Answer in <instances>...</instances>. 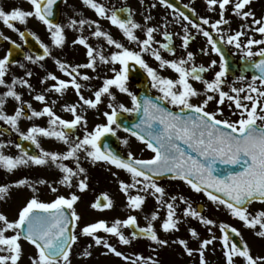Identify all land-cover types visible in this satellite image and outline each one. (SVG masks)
Returning a JSON list of instances; mask_svg holds the SVG:
<instances>
[{
	"label": "snow or ice",
	"instance_id": "1",
	"mask_svg": "<svg viewBox=\"0 0 264 264\" xmlns=\"http://www.w3.org/2000/svg\"><path fill=\"white\" fill-rule=\"evenodd\" d=\"M28 2L32 10L16 7L6 11L0 6V22L18 32L23 44H28V37H31L43 50L42 54H37L39 50L33 54L25 53L27 62L44 69L42 62L52 58L68 79L45 69L46 75L40 84L44 85L49 80L54 83L42 92H36L29 79L33 72L15 59V50L21 49L22 45L0 32V38L12 45L0 57V86L6 89L0 93V122L8 126L7 130L17 133L19 140L29 142L38 150L30 154L24 145L16 142L14 147L20 154L13 156L4 151L12 142H0V169L11 174L20 168L54 167L61 174L56 183L68 189L69 193L61 194L59 187L46 179L31 181L23 178L15 181L14 185L0 186V200L6 199L12 187H26L31 191L30 198L18 209L16 219L10 220L0 212V264H21L25 254L22 241L34 248V254L29 256L30 264H73L75 247L82 248L81 258H90L93 248H102L106 250L103 255L112 254L127 264H159L155 256L125 255L110 242L113 238L124 246L146 239L153 252L170 243L178 244L187 256L198 254L199 264H208L206 252L209 246H213L211 251L214 253V245L218 242L224 264H237V258H242L243 264H264V256H253L239 229L204 215L184 195H169L160 183L164 179L182 181L194 193H203L217 209H226L232 218L253 230L256 237L264 239V208L255 213L249 210L254 202L264 205V38L255 39L251 35L258 33L264 37V16L257 18L252 10L253 0H205L210 12H215L218 6L219 18L212 21L200 16L199 22L191 18L198 15L194 7L190 9V17L170 0H157L151 8L159 5L171 10L172 19L165 17L162 24L153 26H149L153 19L150 14L143 16L141 23L134 19L130 7L109 8L97 0H82L83 5L94 10L98 17L115 26L134 48L125 46L108 31L102 30L98 20L69 19L66 25L61 24L54 18L58 0ZM229 6L232 16L246 22L239 26V30H233L232 21L226 18ZM184 8L188 9L189 5L184 4ZM29 18H35L46 26L52 47L34 32L15 27L14 22L26 25ZM170 23L179 25L180 31L167 30ZM86 26L92 29L90 36L83 34ZM66 28L79 33L72 40V45L83 46L86 62L73 65L53 56V49L63 50L66 46ZM137 31L143 32V39L136 34ZM157 34H162L164 42L156 39ZM200 35L205 38L200 54L217 57L206 65L197 64L196 54L189 50ZM90 37L98 41L102 39L113 50L106 53L99 43L94 47L89 43ZM174 37L180 40L179 48L185 55L177 57ZM242 37L247 39L242 40ZM224 46L234 48L245 62V68L231 83V65ZM162 52L176 58L167 59ZM145 56L158 62L159 70L150 66ZM13 64L25 69L24 77L11 75ZM136 65L146 73L148 91L155 90V95H138L130 90L129 73ZM101 66H106L112 75H102ZM83 69L91 70L95 75L90 76L82 72ZM168 69L176 74V78L161 74ZM246 69L254 70L250 81L246 79ZM209 72L212 73L210 79L206 78ZM10 75L9 83L6 77ZM93 79L102 80V85L93 91L94 98L85 97L82 89L86 86L89 90L92 88L90 83L86 85L80 81L91 82ZM193 82L201 83L203 89H197ZM238 82L240 86H235ZM17 86L26 88L30 95L35 92L33 99L43 107L37 110L32 103L25 101ZM225 86L228 91L224 90ZM70 88L74 90L77 101L61 105V110L71 115V119H65L57 114L55 105ZM113 89L130 98L131 106L118 103ZM47 93H54L57 98L49 102ZM9 99L18 105L11 114L5 111ZM105 99L107 110L99 113ZM212 103L216 105L214 109H210ZM225 104L228 116L221 107ZM88 110H96L106 122L96 123L89 130ZM128 116L132 119L128 120ZM231 116H237V119L233 120ZM44 117L47 118L46 126L33 123L27 130L20 127L22 119L35 121ZM81 129L82 136L78 134ZM118 130L135 138L152 155L138 158L132 151H128L126 156L113 151L105 141L110 136H117ZM5 132L6 129L0 128V136ZM42 139L59 142L66 146V150H46L42 147ZM121 143L129 145V139L125 138ZM66 161L74 163V167ZM83 161L90 165H107L109 170L114 167L129 175L130 182H126L118 178V172L111 173L118 178L119 191L124 195L125 206L130 213L143 211L148 198L152 197L159 209L165 210L160 223V230L164 233L180 231L181 223L190 218L205 227L208 237H202L196 228L189 226V236L198 245L196 248L190 247L188 239L169 241L161 238L155 226L160 219L159 209L144 217L146 226L143 227L134 214H128L124 219L116 218L111 223L100 219L82 225L83 217L77 208L82 197L78 193L83 194L90 189L89 170L83 166ZM39 185H47L54 198L49 201L41 199ZM177 202L185 205L183 219L177 214ZM114 206L107 193L90 204L92 209L99 211L112 210ZM217 228L219 236L214 231ZM101 232L105 235H100Z\"/></svg>",
	"mask_w": 264,
	"mask_h": 264
},
{
	"label": "rangeland",
	"instance_id": "2",
	"mask_svg": "<svg viewBox=\"0 0 264 264\" xmlns=\"http://www.w3.org/2000/svg\"><path fill=\"white\" fill-rule=\"evenodd\" d=\"M0 6H3L6 11H10L16 7L21 8L22 10H32L31 5L28 2V0H0ZM252 10L256 13L257 18L264 16V0H253L252 4ZM217 13L219 11L218 6L216 9ZM88 12L87 6L83 5L82 0H67L66 3H62L60 8V18L59 21L61 24H67L69 19H76L79 20L81 18H84L85 13ZM226 18L230 19L232 21V28L235 30H239V26L243 23H246L244 21H241L239 18L232 16L231 13V7L229 6L228 11L226 13ZM250 22V21H249ZM15 27L20 29H26L28 31L34 32L36 35H38L41 40L48 44L49 47L51 46L50 43V37L49 34L46 31V26L43 25L42 22L38 21L35 18H29L26 25H21L19 22H14ZM67 29V28H66ZM0 32L3 33V35H6L10 37L11 40H15L17 43L21 44V40L19 38L18 32L13 31L11 29H8L6 26L3 25L2 22H0ZM255 39H261V35L251 34ZM67 39L69 38L68 32L66 31ZM247 37H242V40H246ZM5 41V40H4ZM8 43L9 41H5ZM6 51V45H0V57H2L5 54ZM51 59V58H50ZM26 62L25 59L21 60L20 63ZM13 70L18 69V64L11 67ZM12 69L10 70L11 75ZM11 75L9 77H6L7 79H11ZM24 75V74H23ZM17 77L20 76V74L16 75ZM25 76V75H24ZM22 76V77H24ZM102 81V80H101ZM100 81V82H101ZM30 82L32 83L33 87L35 88L36 92H42L46 87L51 85L53 81H49L44 85H41L39 82V79H30ZM96 79H93L90 83L93 87V90L88 92L85 97L88 98H94L93 97V91L95 89H98L101 84ZM6 91V89L3 86H0V93H3ZM17 91L21 92L23 94V99L25 101H28L32 103L33 107L37 110H40L43 105L33 99V96L35 95V92L31 95L29 94L28 90L25 91L23 87L17 86ZM113 91L117 95V102L118 103H125L127 106L130 105V98H128L125 94H120L118 91L113 89ZM49 102L57 98L54 93H47ZM77 97L75 95V92L71 89H69L64 97L59 98V102L55 105V109L58 107H61L63 103H72L76 102ZM107 100L105 99L104 105H106ZM17 102L9 99L5 111L9 114L13 113L15 107H17ZM103 104L99 107L102 108ZM107 110V109H105ZM104 110V111H105ZM99 113H102L99 111ZM96 110H88V120L89 125L91 128L96 123H103L106 122L104 117L100 115ZM68 115V114H67ZM62 116L65 119H71V116ZM228 110L225 114V116H228ZM231 119L235 120L237 119V116H231ZM47 118H40L35 121H28L26 119H22L20 122V127L22 130H27L28 127L32 126L33 123L41 126L46 125ZM0 125L7 126L3 124V122H0ZM8 127V126H7ZM12 132V131H11ZM13 136L7 137V136H0V142L7 143L8 141H11L12 144L9 145L6 149H4L5 154L9 155H19L18 149L14 147V139L16 136H18L17 133L12 132ZM122 140L127 138L129 139V145H124L121 143L122 147V153L126 156L128 151H132L134 155L138 158L141 157H148L151 153L150 151L146 150L144 148V145H142L139 141L135 140L134 138H128L125 135H121ZM42 147L46 150H58V151H64L66 150V146L60 144L59 142H56L54 140L50 139H42L41 140ZM38 151V150H37ZM65 163H68L70 167H74V163L66 161ZM83 166L88 168L89 170V177H90V189L79 195H81L82 200L78 203V212L81 213L83 220L81 224L84 223H90L95 222L100 219H104L111 223L114 219L120 218L124 219L128 214H134L138 217V222L140 226H146V220L145 216L150 214L153 211H156L159 209V206L156 204L155 200L152 197H149L143 211H137L132 212L126 208V199L124 195L119 191L117 179H123L126 182H130V177L127 173L123 172L122 170H117L114 167L109 170V166L104 164L99 165H90L87 161H83ZM112 172H118V178L112 176ZM61 174L58 170L53 168H41L33 166L31 168H20L13 173L9 174L5 170L0 169V186L5 184H12L14 185L15 181L23 178H28L31 181H36L38 179H46L49 183L54 184L55 186L59 187V191L61 194L68 195L69 190L59 186L56 182L60 178ZM162 186H165L167 189V192L169 195H184L185 198L192 201L194 206L197 207V204L202 205L201 212L210 217L215 219L217 222H227L232 226H235L237 229H239L242 233L243 239L249 244L251 252L253 256H264V239L258 238L254 235L253 230L247 229L243 226L242 222L238 221L235 218H232L228 211L226 209H223L222 207L220 209H217L215 205L211 204L210 201L207 200L206 196L203 194H197L190 190V188L185 185L182 181H170V180H162L160 181ZM40 188V198L49 201L54 198V194L51 193L50 189L47 187V185H39ZM75 190V189H73ZM107 193L114 201V208L112 210H94L90 207V204L94 202L95 197L97 194H103ZM31 191L30 189L26 187L16 188L12 187L10 188V192L6 199L0 200V212L6 214L10 220H14L17 218V212L18 209L24 204V202L30 198ZM177 208V214L178 216L182 217V211L185 205L179 204ZM264 208V205H262L259 202H254L250 206V211L255 213V211L260 210ZM159 216L160 219L155 222L156 229L158 231V234L161 236V238L168 239L169 241L173 239L178 238H184L188 239L190 243V247L196 248L198 245L193 242V239L190 238L188 228L189 226L194 227L198 230L200 235L204 238L208 237V233L203 225H201L198 221L187 219L185 222L181 223L180 225V231L167 234L164 233L162 230H160V223L165 217V210L159 209ZM217 236L220 235L218 228L214 229ZM100 235H105L104 233H99ZM125 234H128V231L125 230ZM111 243L117 245L118 250L122 251L125 255H129L131 257H134L135 255H143V256H155L159 264H199V256L194 255L193 257L187 256L183 248L178 244H169L167 247L158 248L156 252H153L150 247V242L146 239H140L137 242H134L130 246H124L119 245L116 239H112L110 241ZM24 247V256L22 258L21 264H30L29 256L34 254V248L27 244L26 242H23ZM213 246H209V250L206 252L205 258L208 261V264H224V258L222 256V252L220 251V244L217 242L214 247L216 251L213 253L211 251ZM82 251L81 247H75L73 252V264H127L124 260L121 258H117L112 254L103 255L102 252L106 251L102 248H93L92 252L93 255L90 258H81L80 253ZM237 264H243L242 258H237Z\"/></svg>",
	"mask_w": 264,
	"mask_h": 264
},
{
	"label": "flooded vegetation",
	"instance_id": "3",
	"mask_svg": "<svg viewBox=\"0 0 264 264\" xmlns=\"http://www.w3.org/2000/svg\"><path fill=\"white\" fill-rule=\"evenodd\" d=\"M176 1H178L183 6H184V4H188L189 5V8L187 10L189 11L188 15H190V17H191L190 9L194 7L195 10H196V13L198 15L196 17H191V18L195 19L197 22H199L198 17H200V16L208 17L212 21H214V20L219 18L217 11L210 12L208 10V8L206 6V3H205V0H176ZM97 2L103 3V4H105V6H107L109 8H111L113 6H115L116 8H119V7H130L133 10V12H134V19L137 22H141V23H143V16L150 14L153 17V19L150 22L149 26L162 24L165 17H167L168 20L172 19L171 10H165L164 8H162L159 5L155 9L151 8V4L157 3V0H143V2H141V0H97ZM87 10H88V12H86L85 15H84L85 19L98 20L99 23L102 26V30L108 31L115 39H117L120 42L124 43L125 46L130 47V48H134L135 47L134 45H131V44H129L127 42L126 38L123 37L122 33L115 26H112L107 20L98 17L96 15V13L94 12V10H92L88 6H87ZM204 27L207 28L208 26H204ZM91 30L92 29H88L87 26H86V30H85V32L83 34L90 36ZM167 30L179 32L180 31V26L176 25L175 23H170L168 25V29ZM233 30H235V29L233 28ZM65 31L68 32V36H69V38L67 39L66 46L63 48V50L53 49V56L58 58V59H60V60H62V61L72 63L73 65H75L77 63L86 62V56H85L86 50L83 48V46H79V45L74 46V45H72V40L75 39L79 35V33L77 31L73 30V29H70V28H67ZM136 34L138 36H140L141 39L144 38L143 32L137 31ZM262 38H264V37H262ZM156 39L157 40H161L162 42H164L163 39H162V34H157L156 35ZM174 41H175L176 47L178 49L177 57L185 55L184 51L179 48L180 40L178 39V37H174ZM89 43H91L94 47L99 43L105 49L106 53L113 50L112 48L108 47L106 45V42H104L102 39L98 41L96 38H91L90 37ZM203 46H205V38L202 35H200V36L196 37L194 42H192V44L190 45L189 50L194 51V53L196 54V62H197V64L204 63L206 65L207 62L210 59L217 58V57L214 54H213L212 57H205V56L201 55L200 54V48L203 47ZM224 49H225V51H226V53L228 55V59H229L230 65H231L230 73H229V82L231 83V81L235 80L236 76L241 74V69L245 68V62L241 59L240 55L238 53H236V50L234 48H232L231 46H224ZM162 55L165 58H167V59L176 58V57H172L171 55H169L168 53H165V52H162ZM145 59L149 63L150 66L158 69V62H156L153 58L145 56ZM42 63H44V65H45L44 69L40 68L38 65H32V64H30L27 61L24 62V64H26L27 68L33 72V76L31 78H29V79H36V80L39 79V82H40V80L46 75V70L54 72L58 77H60L62 79H68V77L64 76L58 70V68L55 66L54 61H53L52 58L51 59L50 58H46V60L43 61ZM14 65H16V64H13L12 66H14ZM117 67H119V65H117ZM132 68H133L134 71H133V74H132L133 77H129L130 90H132L133 92L138 94L140 92V90H141L140 86H142V85L144 87H146L147 90H148V88H149L148 78H147L146 73L144 72V70L140 69L138 65L133 66ZM81 71L82 72H87V74L90 75V76L95 75L94 73H92L91 70L83 69ZM12 72H13L12 74L15 75V76L17 74H20L19 77H22V76L25 75V69H23V68H19V70L18 69H16V70L12 69ZM101 74L102 75H106L108 77H110L112 75L111 72L107 71V67L106 66H101ZM161 74L164 75V76H169V77H172V78H176V74L174 72H172L170 69L164 70ZM253 74H255L254 70H251V69H246L245 70L246 79L248 81H250L251 75H253ZM211 77H212V73L211 72L206 74V78L210 79ZM25 78H27V77H25ZM49 81H51V80H49ZM49 81H47V82H49ZM97 81L102 85V81L101 80H97ZM80 82L84 83L86 85H88L90 83V82H84V81H80ZM98 82H96V83H98ZM193 83H194V86L197 89H199V90L203 89V85L201 83H199V82H193ZM90 85H91V83H90ZM235 86H240V83L238 82ZM91 88L93 90L92 85H91ZM70 90H71V88H70ZM92 90H89V88L87 86L84 89H82L84 95H86L88 92H90ZM224 90L228 91L229 89H228L227 86H225ZM148 92L150 93V95H155L156 94L155 90H151V91H148ZM202 98L203 97H201V99ZM226 104H227V102H226ZM226 104L221 106V107H223L225 114H226V112L228 110ZM215 107H216L215 103H212L210 105V109H214ZM105 109H106V105L103 104V107L99 108V111L103 112ZM55 110H56L57 114H59L61 116H66L67 114H68L67 116H71L69 113L63 112L61 110V107H58ZM128 118L131 119L132 117L128 116ZM89 128H90V125H89ZM78 134L82 136L83 135V130L81 129ZM12 135H13V133L11 132L9 137L11 138ZM121 135H125L128 138H132V137H129L128 134L123 132L122 130H118L117 136H115V137L117 138L120 146H121V141H122ZM145 158H149V157H145Z\"/></svg>",
	"mask_w": 264,
	"mask_h": 264
},
{
	"label": "water",
	"instance_id": "4",
	"mask_svg": "<svg viewBox=\"0 0 264 264\" xmlns=\"http://www.w3.org/2000/svg\"><path fill=\"white\" fill-rule=\"evenodd\" d=\"M61 2H62V0H58V4L54 8V18L56 20H58L59 7H60ZM170 2L174 3L176 7H178L181 11H184L186 13V10H184L183 6H181L177 1L170 0ZM22 31H26V30H22ZM28 39H29V43L28 44H24V46L32 53H37V50H39L37 54H42L43 50L39 49V45L31 37H28ZM1 42H2V40L0 39V43ZM11 47H12V45L9 44L8 49L11 48ZM23 56H24V51L22 50V48L18 49V50H15V59L16 60L19 59V58H22ZM141 88H142V90H141V93H139V95L148 94V91L146 90V88L145 89L143 87H141ZM0 128L6 129L4 127H0ZM5 133H8L7 129H6ZM16 142H19L22 145H24L27 148V150L29 151L30 154L36 152L35 147L33 145H31L29 142L21 141V140H19V137L17 138ZM105 142H107L110 145V147L112 148L113 151H115L118 154L122 155L120 150H119V145H118L116 139H114V137L110 136ZM219 167H223V166H219ZM197 207H198V209L200 211L202 210V206L201 205H198ZM236 239L239 240L238 238H236Z\"/></svg>",
	"mask_w": 264,
	"mask_h": 264
}]
</instances>
